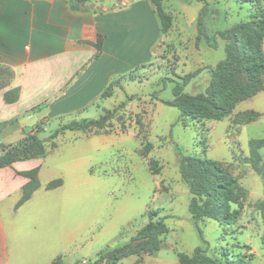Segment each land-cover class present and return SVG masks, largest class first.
Instances as JSON below:
<instances>
[{
	"label": "rangeland",
	"instance_id": "obj_1",
	"mask_svg": "<svg viewBox=\"0 0 264 264\" xmlns=\"http://www.w3.org/2000/svg\"><path fill=\"white\" fill-rule=\"evenodd\" d=\"M130 1L87 0L82 6L101 10ZM160 2L170 17L167 30H162L161 22L162 33L179 35V39L168 41L160 52V59L140 68L142 72H132L131 83L119 88L120 91L99 109L90 106L83 113L89 118H99L101 113L106 116L103 125L97 129L110 130V140L101 144L96 137L94 144H80L74 150L71 141H67L69 136L63 139L59 159L66 163L62 189L65 222L79 224L81 228L79 248L75 245L66 254L64 264H75L76 260V264L94 261L104 264L100 259L102 252L127 243L150 221H160L167 228L156 234L163 246L176 241L175 232L171 231L176 224H186V230L180 232L186 244L205 247L206 253L221 264L231 261L264 264V219L256 208L263 196V184L247 159L250 138L262 140L260 153L264 159V77L262 88L256 94L237 101L220 119L207 117L205 113L180 116L176 106L164 102L173 100L174 82L197 69L200 71L182 92L188 95L204 93L211 78L209 67H214L225 57L224 40L220 37L216 36V47L196 40L195 21L205 2L203 24L210 37L218 30L249 20L254 6L240 0ZM260 4L264 9V0ZM262 48L264 50V36ZM8 78V71L0 68V85ZM107 94H114V89ZM55 125H47L46 131H51ZM177 146L186 154L222 162L226 171L235 176L246 191L242 200L231 204V208L240 209L233 224L212 219L197 223L206 243L200 239L198 227L187 210L190 193L177 172ZM71 160L77 162L75 168L69 167ZM118 204L136 214L110 239V245L91 254L94 248L89 242V223L106 219L110 209ZM138 243L140 241H134V244ZM131 255L142 256L144 253Z\"/></svg>",
	"mask_w": 264,
	"mask_h": 264
},
{
	"label": "crops",
	"instance_id": "obj_2",
	"mask_svg": "<svg viewBox=\"0 0 264 264\" xmlns=\"http://www.w3.org/2000/svg\"><path fill=\"white\" fill-rule=\"evenodd\" d=\"M68 1L0 0V68L11 72L0 86V145H17L26 134L35 133L46 150L43 156L0 165V264H52L81 243L80 225L65 222L66 163L59 159V151L65 136L77 150L80 144H94L97 139L105 143L112 132L57 129L73 120L97 119L83 113L90 106L99 109L131 83L132 72H142L140 68L160 59L168 41L179 39V35L162 33L151 0H131L101 10H72ZM98 36L99 49L95 46ZM110 86L114 94L104 95ZM13 88L18 90L17 98L8 102L4 93ZM51 123L56 125L47 132ZM73 161L68 163L70 168H75ZM33 168H37L39 185L15 207L28 181L22 172ZM58 178L61 184L47 187ZM135 214L118 204L106 219L89 223L91 254L110 245V239ZM187 227L176 224L171 230L176 241L167 242L155 254L126 256L116 264H181L178 253L191 255L198 246L184 241L180 232Z\"/></svg>",
	"mask_w": 264,
	"mask_h": 264
},
{
	"label": "trees",
	"instance_id": "obj_3",
	"mask_svg": "<svg viewBox=\"0 0 264 264\" xmlns=\"http://www.w3.org/2000/svg\"><path fill=\"white\" fill-rule=\"evenodd\" d=\"M87 0H69L72 10H81ZM162 22V30L170 26V17L161 7L160 0H151ZM249 2L254 6L252 17L236 25L218 30L210 37L203 24L207 3L200 9L196 19V40H202L210 47H216V36L224 40L225 57L219 60L214 67H209L211 78L204 93L188 95L182 92L184 86L200 69L179 77L172 86V101L165 104L176 106L180 116H195L205 113L207 117L220 119L239 100L249 98L262 88L264 77V50L262 40L264 36V9L261 0H240ZM101 37L98 36L95 46L99 49ZM8 71V70H7ZM9 77L11 72L8 71ZM114 85L117 81L113 82ZM1 86V85H0ZM113 86V85H112ZM111 86L104 95L109 93ZM18 90L10 89L4 93L8 102L16 100ZM107 117L101 115L97 119L73 120L60 126L57 132L74 128H98L103 125ZM38 128V127H37ZM262 140L250 138L248 140V163L257 172L263 184V196L256 203L260 217L264 219V159L260 153ZM178 172L185 183L190 197L187 209L191 219L196 223L205 219H212L224 224H233L240 215L239 208H231L232 203L242 200L246 194L235 176L230 175L222 162L208 157L186 154L177 146ZM0 165L10 164L18 159L43 156L46 153L44 142L35 133L26 134L23 140L14 146L0 145ZM28 181L22 188V194L16 202L18 207L26 201L31 193L38 187L37 168L23 171ZM61 184V179H54L47 183L48 188ZM167 228L160 222H148L140 228L127 243L116 246L101 253L100 259L104 264H116L120 259L131 254H155L162 243L156 234L165 232ZM200 239L206 243L203 231L198 227ZM140 241L134 244V241ZM181 264H221L216 258L206 253L205 247L196 246L191 255L178 253ZM97 262V261H96ZM52 264H64L61 257H57ZM228 264H237L231 261ZM243 264V263H240Z\"/></svg>",
	"mask_w": 264,
	"mask_h": 264
}]
</instances>
